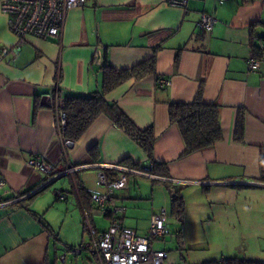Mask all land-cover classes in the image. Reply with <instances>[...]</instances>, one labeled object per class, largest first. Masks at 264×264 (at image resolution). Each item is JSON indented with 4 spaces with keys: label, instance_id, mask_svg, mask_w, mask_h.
Listing matches in <instances>:
<instances>
[{
    "label": "crops",
    "instance_id": "0c3cea01",
    "mask_svg": "<svg viewBox=\"0 0 264 264\" xmlns=\"http://www.w3.org/2000/svg\"><path fill=\"white\" fill-rule=\"evenodd\" d=\"M202 14L215 19L211 29L198 27ZM262 33L264 0H189L186 7L166 0H85L67 11L59 39L28 37L15 58L0 59V171L5 180L0 188V264H66L69 254L78 261L83 252L82 264H102L95 252L76 251L88 242L89 225L103 231L110 224L109 214L94 208L90 198L84 200L80 189L100 188L99 171L119 176L125 173L121 166L133 168L121 163L124 159L140 166L149 159L105 114L79 139L63 138L58 108L68 96L101 91L103 58L122 69L153 55L155 73L130 78L104 95L137 127H152L153 161L168 170L167 176L155 178L126 172L127 186L115 192L125 207L119 221L143 235L151 215L165 208L185 246L178 262L202 264L234 256L264 260V182L259 181L264 62L255 70L248 67L251 37ZM15 41L0 9V47ZM200 86L203 101L218 107L222 138L183 155L184 140L169 119V103L191 102ZM238 109L244 119L242 141L234 138ZM37 155L55 164L56 172L46 175L28 166L27 160ZM169 188L182 196L183 214L173 215ZM56 190H63L64 197H57ZM14 194L23 197L12 201ZM50 208L72 219L75 230L71 245L55 252L52 262L50 247L59 238L52 217L46 219ZM166 239L155 246L165 248Z\"/></svg>",
    "mask_w": 264,
    "mask_h": 264
},
{
    "label": "built area",
    "instance_id": "2783aa9c",
    "mask_svg": "<svg viewBox=\"0 0 264 264\" xmlns=\"http://www.w3.org/2000/svg\"><path fill=\"white\" fill-rule=\"evenodd\" d=\"M166 1L169 5L186 7L189 0ZM217 1L221 3L225 0ZM84 2L85 0H1L0 9L5 14L8 28L15 36L16 41L11 46L0 47V59L5 56L15 58L28 37L42 40L59 39L67 11L73 7L82 6ZM214 21L215 19L210 14H202L197 25L201 30H209ZM261 47L264 50V43ZM262 62H264V57L251 55L248 59V67L250 70H255ZM161 83L168 85L169 81L162 80ZM62 106L63 104L58 108L57 113V124L61 134L65 123ZM26 163L46 175H52L57 170L56 165L47 163L43 156H33ZM151 167L152 162L150 161L141 169L121 166L120 168L125 173L117 177L107 176L102 171L98 172L97 179L100 188L89 189L88 193L93 207L102 214H109L110 224L103 231H96L92 225H89V240L78 247L77 252L82 248L89 249L97 254L102 264H189L184 260L179 262L174 260L169 249L155 246L157 241L169 238L177 240L178 253L185 249L178 232L171 229L169 225L168 213L165 208H161L151 215L148 230L143 235L123 226L119 221V215L125 210V207L117 203L115 192L127 186L126 172L155 178L156 175L151 172ZM72 170V168H68L65 171L71 172ZM4 184L5 180L0 171V188ZM169 189L171 194L174 193L173 188ZM7 192L5 191L3 194ZM55 194L57 197L63 198L65 192L56 190ZM22 197V195L14 194L11 200L19 201Z\"/></svg>",
    "mask_w": 264,
    "mask_h": 264
},
{
    "label": "trees",
    "instance_id": "16d2710c",
    "mask_svg": "<svg viewBox=\"0 0 264 264\" xmlns=\"http://www.w3.org/2000/svg\"><path fill=\"white\" fill-rule=\"evenodd\" d=\"M251 40L253 43L252 55L260 58L264 57V50L261 47L262 43H264V33L258 34V36L253 35ZM100 68L103 73L101 91L93 92L87 96H68L64 99L62 106L65 121L62 129L63 138L69 140L79 139L98 115L105 114L115 126L123 130L143 149L149 161L152 162L151 172L167 176L168 170L165 164L153 161L155 137L152 127H137L115 102H109L104 98L106 93L130 78H141L147 74L155 73L154 55L129 68L122 69L112 67L107 59L103 58ZM57 78L60 77L57 75ZM202 93L203 89L200 86L191 102L169 103V119L172 123H176L179 126L184 140L183 155L209 148L222 138L218 107L214 103L204 102ZM243 125V112L238 109L234 123V138L237 141H242ZM89 155L93 161L98 160L93 149L89 150ZM121 163L137 169L143 168V166L132 163L128 159L122 160ZM107 175L117 177V174L113 172ZM259 181L264 182V148H261L260 154ZM80 193L84 200L90 198L88 191L80 189ZM83 204L86 205L85 202ZM171 207L173 215L183 214L184 201L177 191L171 194ZM44 226L49 230L47 225ZM202 264H264V260H251L234 256L210 259L202 262Z\"/></svg>",
    "mask_w": 264,
    "mask_h": 264
},
{
    "label": "rangeland",
    "instance_id": "374dc122",
    "mask_svg": "<svg viewBox=\"0 0 264 264\" xmlns=\"http://www.w3.org/2000/svg\"><path fill=\"white\" fill-rule=\"evenodd\" d=\"M139 180L141 181H147L148 183L151 182L153 183L150 179H145V178H140ZM154 184V183H153ZM156 184V183H155ZM56 203H60L59 201H56ZM52 217L53 221H54V228H55V232L58 235V243L57 246L55 248H53V245L50 247V259L51 262L54 258V253L56 252L57 254H61L63 253V250L66 248V243L71 245L70 243L72 242H68V241H73L74 239V232L73 231V221L72 219L70 220L69 218H65V216H63L62 214L59 213V211H57L56 209L50 208L48 214L46 215V219H48V217ZM171 218V224L172 226H175L176 222V218L173 216H170ZM83 221H84V217H83ZM81 236V234H80ZM199 239H202V236L198 237ZM166 240H168L165 243V248L169 249L171 252V255H173L175 257V260L177 261L178 258V244H174L173 241L169 238H167ZM75 244H78V242H76ZM73 245V244H72ZM158 247H163V244H157ZM201 253H198V255H200ZM86 255V252H83L82 254H80L79 256H77L78 261H75V258L72 255H68L67 259H66V264H82L81 259L84 258V256ZM85 262V261H84ZM83 262V263H84ZM85 264H96L93 260H91L90 262H87ZM197 264V263H196Z\"/></svg>",
    "mask_w": 264,
    "mask_h": 264
},
{
    "label": "water",
    "instance_id": "95a60500",
    "mask_svg": "<svg viewBox=\"0 0 264 264\" xmlns=\"http://www.w3.org/2000/svg\"><path fill=\"white\" fill-rule=\"evenodd\" d=\"M99 54V53H98Z\"/></svg>",
    "mask_w": 264,
    "mask_h": 264
}]
</instances>
